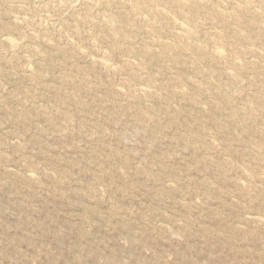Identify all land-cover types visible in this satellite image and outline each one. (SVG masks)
<instances>
[{
  "label": "rangeland",
  "instance_id": "1",
  "mask_svg": "<svg viewBox=\"0 0 264 264\" xmlns=\"http://www.w3.org/2000/svg\"><path fill=\"white\" fill-rule=\"evenodd\" d=\"M0 264H264V0H0Z\"/></svg>",
  "mask_w": 264,
  "mask_h": 264
},
{
  "label": "bare ground",
  "instance_id": "2",
  "mask_svg": "<svg viewBox=\"0 0 264 264\" xmlns=\"http://www.w3.org/2000/svg\"><path fill=\"white\" fill-rule=\"evenodd\" d=\"M199 1V0H198ZM127 2V1H126ZM96 3H98V2H96ZM255 9V8H254ZM145 17V16H144ZM184 25V24H183ZM179 33V32H178ZM8 38H10V37H8ZM5 39H7V38H5ZM50 41V40H49ZM166 41H168V40H166ZM247 46H249V45H247ZM220 53V52H219ZM236 61V60H235ZM229 72V71H228ZM242 181V180H241Z\"/></svg>",
  "mask_w": 264,
  "mask_h": 264
}]
</instances>
